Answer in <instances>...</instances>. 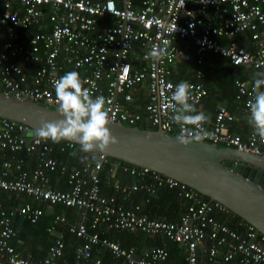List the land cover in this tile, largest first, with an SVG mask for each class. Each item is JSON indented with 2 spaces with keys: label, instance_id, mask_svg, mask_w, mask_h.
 <instances>
[{
  "label": "built area",
  "instance_id": "1",
  "mask_svg": "<svg viewBox=\"0 0 264 264\" xmlns=\"http://www.w3.org/2000/svg\"><path fill=\"white\" fill-rule=\"evenodd\" d=\"M240 36L250 41L248 47L238 42ZM191 49L196 64L191 78L174 79L175 64ZM154 51L163 53L159 60L151 56ZM205 53L233 67L264 72V0H0V93L46 107L59 106L54 82L77 71L93 96L105 98L109 121L178 136L172 92L177 83L188 82L189 102L202 111L208 94L201 69ZM254 79L232 80V104L246 113ZM234 119L227 105L218 103L203 125L208 135L199 140L264 156V139L254 130L229 131ZM33 133L21 122L0 117V192L27 198L7 206L0 200V264H62L66 235L78 241L70 264L90 261L93 249L106 251L112 261L96 257L91 264H163L168 257L163 245L137 253L133 245L109 238L108 231L161 236L181 248L180 264H197L199 256L203 264H264V235L221 203L103 153L68 167L51 154V140ZM59 144L61 151L76 148L68 141ZM22 155L31 163H24ZM115 173L132 181L122 184ZM52 174L63 178L65 189L50 185ZM102 183L123 198L142 192L145 202L161 190H174L181 210L174 220L151 218L141 203L125 207L114 194L102 193ZM41 205L73 207L78 214L74 221L52 214L44 227L52 242L44 256L33 260L11 245L12 222L18 217L36 224L44 215Z\"/></svg>",
  "mask_w": 264,
  "mask_h": 264
},
{
  "label": "water",
  "instance_id": "2",
  "mask_svg": "<svg viewBox=\"0 0 264 264\" xmlns=\"http://www.w3.org/2000/svg\"><path fill=\"white\" fill-rule=\"evenodd\" d=\"M0 117L21 122L31 130L38 129L42 121L62 118L58 108L1 93ZM107 126L118 142L97 153L173 178L221 203L264 235L263 155L200 140L180 144L177 136L158 128L147 130L113 121Z\"/></svg>",
  "mask_w": 264,
  "mask_h": 264
},
{
  "label": "clouds",
  "instance_id": "3",
  "mask_svg": "<svg viewBox=\"0 0 264 264\" xmlns=\"http://www.w3.org/2000/svg\"><path fill=\"white\" fill-rule=\"evenodd\" d=\"M162 52H152L151 56L159 60ZM192 86L181 81L174 86L171 100L174 114L171 119L181 125V132L177 142L188 144L208 135L203 125L209 117L202 111L198 112L192 99ZM56 98L59 102L58 111L61 119L42 121L41 126L33 135L42 140L74 142L79 145V151L85 155L82 161L89 160V154L104 152L109 145L118 142L108 128L109 113L106 100L103 96H93L92 92L84 87L80 74L77 71H68L54 82ZM253 97L248 101V122L254 133L264 139V72L255 73L252 88ZM224 147V146H223ZM72 155H76L73 152ZM92 160L100 165L95 155Z\"/></svg>",
  "mask_w": 264,
  "mask_h": 264
},
{
  "label": "crops",
  "instance_id": "4",
  "mask_svg": "<svg viewBox=\"0 0 264 264\" xmlns=\"http://www.w3.org/2000/svg\"><path fill=\"white\" fill-rule=\"evenodd\" d=\"M237 40L240 44L246 45L247 47L250 45V41L248 39L245 40L243 36H240ZM224 42H226V41H224ZM209 55H212V54L205 53V55L203 57V63L201 65L202 71L206 70V68H208V69L214 68L210 71V73H216L219 78H221V69L224 67H227V69L230 73L229 67L231 65H229V63L226 61V59H223L224 60L223 62L219 61V60H214V59L212 60V58H208ZM205 56H206V59H205ZM192 59H194V56H193V51L191 49V50L187 51V58L186 59H184L183 61H178L177 64H175L174 75H173L174 79H177V78L190 79L191 78V73L196 68V64H195V62L192 61ZM231 67L237 68L240 70L241 76H236V77H240V78H254L255 73H258V71H254L253 69L248 68V67H245V68H239V67H233V66H231ZM210 76H212V74ZM216 90H217V88H216ZM229 90H230V92L231 91L233 92V86L232 85H231V87H229ZM232 95H233V93H232ZM214 96L209 97V95H207V97L204 99V101L201 104V110L209 117V119L212 118L214 111H215V108H216L218 103H222L225 105L229 104V102L232 103V96H231V98H229V100L226 97L223 99L214 100V98H215ZM229 105H231V104H229ZM135 109H142V106L136 105ZM231 111L233 112L235 119L228 124L229 131H231L233 133H237L239 135H245L246 133L253 130V128L250 126V124L248 122L249 113L244 112L241 108L236 107L235 105H234V109H232ZM29 162L31 163L30 158H29ZM72 166L73 165H69L68 167H72ZM54 175H53L54 177L52 178V182L50 183V185L56 186V187H59V186L61 187L62 185H64L63 189H65L66 185L63 182V178L57 174H54ZM115 177H118L119 182L122 184H129L132 181V179L130 177H127V176L120 174V173H115ZM50 179H51V175H50ZM161 192H163V191L161 190L159 193H161ZM110 193H112V192H110ZM154 198L155 197H153V199ZM159 198L165 199V196L161 195ZM121 199L122 200H120V202H122V203H125V200L127 201V198H123L122 196H121ZM0 200L2 201V203L5 204V206H7V205L18 203V202H23V200H25V197H16V196H13L11 193L0 192ZM41 206H43V205H41ZM43 209H44V215L42 217H44V216L50 217V216H52L53 213H57V212L64 213L60 206H53L52 208H47V207L45 208L43 206ZM179 211H176L175 213H173L172 214L173 218L170 220L176 219L177 215L179 214ZM77 214H78V211H76V213H75V211L72 209L68 213V216H66V217L67 218L69 217L70 221H74L77 218ZM23 221L24 220H21L18 217H15L13 219L12 223H13V227L16 231L15 232L16 236L12 237L13 242L15 243L14 246L16 248H18L17 251L19 253H21L22 255L27 256L29 258H35L34 260H38L42 257V255L45 252V249L47 247H45V246L42 247V245H40V244H37L34 247L29 246L28 242L29 241L31 242L33 240V233L30 232L32 230H30L29 228H23V226L21 225ZM106 233L109 235V237L112 240L117 241L118 243H122V242H124V240H126L123 237V235H124L123 233H128V232L118 233L115 231H108ZM22 235H24L23 239L21 238ZM47 235L49 236L50 243H51L53 237L49 234H47ZM132 235H133L132 237H129L127 239V242L129 243L128 245H133L135 247L137 253H140L144 249H147V248H150L153 246H157L156 242L158 240H159L158 241L159 245H163L166 248V250L168 247L172 246V244H170L168 241L164 240L163 238L158 237V235L148 237V238L138 236L137 232H134ZM130 238H131V240H130ZM77 242L78 241L74 237H72L70 235L65 236V249H64V251H66V254L64 256L68 255V257L70 258L69 252H71L73 250V247L75 246V243H77ZM154 244H156V245H154ZM125 246H127V245H125ZM176 248H177V250H179V249L180 250L177 253L178 256H177L176 260H174V262H175V264H180L181 259H182V257H181L182 251L178 245H176ZM180 251H181V253H180ZM105 253H107V252L93 249L91 252V260L96 258V257H100L102 259V257L104 256ZM107 255H109V254L107 253ZM64 256L61 259V263L62 264H70L72 262V260L70 263H67V261L69 259L68 258L65 259ZM109 258H110V256H109ZM91 260L87 261V262H83L81 264H91ZM110 261H112V259ZM110 261H107V262H110ZM198 261H199L198 264H203V262H202L203 258L200 257V259Z\"/></svg>",
  "mask_w": 264,
  "mask_h": 264
},
{
  "label": "trees",
  "instance_id": "5",
  "mask_svg": "<svg viewBox=\"0 0 264 264\" xmlns=\"http://www.w3.org/2000/svg\"><path fill=\"white\" fill-rule=\"evenodd\" d=\"M118 0H116L117 2ZM208 58H212V60H219V61H224L222 57H219V56H216V55H209ZM205 59H206V56H205ZM192 61L194 62V59H192ZM214 69V68H206V70H203L205 76L203 78V83H204V86L207 87V89L209 90L207 95L210 96H214V100H219V99H223V98H231L232 96V91L230 92L229 90V87H231L232 85V80L233 78H235L236 76H241V73H240V70L237 69V68H232L231 66L229 67L230 69V75L224 79L222 78H219L218 79H215L214 77H211L209 75L210 71ZM217 88V90H216ZM219 90V91H218ZM207 97V96H206ZM228 102V101H227ZM231 104V105H229ZM229 104H226L228 109L229 110H232L234 109V105H232L231 102H229ZM232 107V108H231ZM140 128H143V129H147V130H153L154 128L153 127H150V126H139ZM32 132H34L35 130H31ZM206 142V141H205ZM60 143V142H59ZM59 143H56V142H53L52 144V148H53V151H52V155L53 157H55L57 159V161H60L61 163H64V164H67L68 166L69 165H73V166H79L80 164H82L83 162L85 161H82L81 160V156L85 155L84 153H81L79 151V145L76 144V148H72V149H67V150H64V151H61L59 150ZM218 145V146H217ZM216 146L217 147H223V145L221 144H217ZM73 152H76V155H72ZM19 157L21 156L20 153L17 154ZM23 161L24 163H27L29 162L27 159H29L28 157H25L23 156ZM89 157H90V154H89ZM120 163H123L121 161H119ZM104 171L101 172V174H103ZM54 174L51 175V179H50V183L52 182V178L55 176H53ZM53 188L55 189H63L64 188V185H62L61 187H56V186H52ZM100 191L104 194H114L117 201H120L122 200L121 199V195H119L118 193H115L112 189L111 186L109 185H105V184H101L100 185ZM163 192L157 194V196L153 199H149L147 202L144 201V197H145V194L142 193V192H135L133 193L130 197L127 198V201L125 200V203H123V205L125 207H129L131 205H133L134 203H141V211L143 213H145L147 216L151 217V218H158V219H163V220H170L173 218L172 214L175 213L176 211H179L181 210V203L179 201V199L176 197V194H175V191L174 190H162ZM112 192V193H110ZM165 196V199H160L159 197L161 196ZM24 197V196H23ZM159 198V199H158ZM203 199L207 200L208 198L206 196H202ZM25 199H27L25 197ZM3 205L5 206V204L3 203ZM62 211L64 212V214L66 216H68V213L73 209L76 213V208H73V207H63V206H60ZM70 215V214H69ZM215 217L219 220H223V217L220 216V215H215ZM69 218V217H68ZM67 218V219H68ZM70 221V218L68 219ZM49 223H51V216L48 217V216H44V217H41L37 222L36 224H31L30 222L28 221H23L22 222V226L23 228H29L30 232L33 233V240L29 243V246L31 247H34L36 246L37 244H40L45 247L48 246V244H50V238L49 236L46 234V232L44 231V226L45 225H48ZM120 233V232H118ZM123 237L126 239L124 240V242L122 243H119L120 245L122 246H125V245H128L129 243L127 242V239L129 237H132L133 233H123ZM131 235V236H130ZM137 235L138 236H142V237H147L146 235L140 233V232H137ZM16 236V234L14 235ZM13 236V237H14ZM107 236L109 237V235L107 234ZM160 238H163L161 236H158ZM21 238L23 239L24 238V235L21 236ZM110 238V237H109ZM12 239V238H11ZM164 240H166L165 238H163ZM131 240V238H130ZM159 241V240H158ZM156 242L157 245H159V242ZM168 241V240H166ZM170 244H172L171 247H168L167 248V251H168V258L166 259V261L163 263V264H175L174 260H176L177 258V253L179 252V250H177L176 248V243L174 242H171V241H168ZM11 245L14 247L15 251L18 250V248H16L14 245L15 243L13 242V239L10 241ZM154 244V245H156ZM46 253V249H45V252L43 253L42 256H44ZM70 253V258L67 256H64L66 254V251H63V256L66 258H68L69 260L67 261V263H70L71 260H72V251L69 252ZM181 253V251H180ZM62 256V258H63ZM34 257V256H33ZM61 258V259H62ZM30 259H35V258H30ZM109 255H107V253L104 254V256L102 257V260L103 261H110L109 260ZM199 259H200V256H199ZM198 259V260H199ZM61 261V260H60ZM199 262V261H198ZM197 262V264H198Z\"/></svg>",
  "mask_w": 264,
  "mask_h": 264
},
{
  "label": "rangeland",
  "instance_id": "6",
  "mask_svg": "<svg viewBox=\"0 0 264 264\" xmlns=\"http://www.w3.org/2000/svg\"><path fill=\"white\" fill-rule=\"evenodd\" d=\"M211 74H212V76H213L215 79H218V76H217L216 73H210L209 75H211ZM229 75H230V73H229L227 67H224V68L221 69V78H222V79H224L225 77L227 78ZM212 76H211V77H212Z\"/></svg>",
  "mask_w": 264,
  "mask_h": 264
},
{
  "label": "bare ground",
  "instance_id": "7",
  "mask_svg": "<svg viewBox=\"0 0 264 264\" xmlns=\"http://www.w3.org/2000/svg\"><path fill=\"white\" fill-rule=\"evenodd\" d=\"M218 146V145H217ZM65 249V248H64Z\"/></svg>",
  "mask_w": 264,
  "mask_h": 264
}]
</instances>
